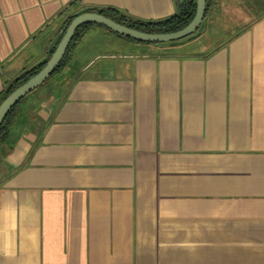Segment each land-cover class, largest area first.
Segmentation results:
<instances>
[{
	"label": "crops",
	"instance_id": "crops-1",
	"mask_svg": "<svg viewBox=\"0 0 264 264\" xmlns=\"http://www.w3.org/2000/svg\"><path fill=\"white\" fill-rule=\"evenodd\" d=\"M88 7L180 4L0 0V99ZM83 32L62 91L0 143V264H264V15L208 53Z\"/></svg>",
	"mask_w": 264,
	"mask_h": 264
},
{
	"label": "rangeland",
	"instance_id": "rangeland-1",
	"mask_svg": "<svg viewBox=\"0 0 264 264\" xmlns=\"http://www.w3.org/2000/svg\"><path fill=\"white\" fill-rule=\"evenodd\" d=\"M229 4L223 0H209L208 12L200 26L198 35L191 38H184L179 41L181 45H187L183 50L174 49L170 54L179 55L180 53L192 52H212L227 42H230L241 33L251 22L256 21L264 15V0H228ZM89 39L90 37L87 36ZM190 37V36H189ZM89 41V40H86ZM176 45L179 47L180 45ZM166 48L168 44H163ZM168 45V46H167ZM163 46V47H164ZM175 47V48H177ZM123 53H127L123 51ZM91 59L81 52L73 59L72 73H75L85 63ZM71 76V74L69 75ZM62 77L60 73L53 75L46 83L29 93L20 108L37 111L42 103L48 101L51 95H56L62 91Z\"/></svg>",
	"mask_w": 264,
	"mask_h": 264
},
{
	"label": "water",
	"instance_id": "water-1",
	"mask_svg": "<svg viewBox=\"0 0 264 264\" xmlns=\"http://www.w3.org/2000/svg\"><path fill=\"white\" fill-rule=\"evenodd\" d=\"M185 1L186 0H178L179 4H183ZM196 4V14L192 22L183 30L168 34H148L130 29L102 15L90 12L87 9L75 13L74 19L68 28L61 31L50 43L48 52L51 53L53 51V54L47 65L35 77L16 89L0 105V127L12 108H14L33 90L43 85L51 77V75L54 74L66 55V52L73 41L76 30L80 26L88 24L100 25L117 35L142 43H169L180 41L196 33L205 18L207 0H196Z\"/></svg>",
	"mask_w": 264,
	"mask_h": 264
},
{
	"label": "trees",
	"instance_id": "trees-1",
	"mask_svg": "<svg viewBox=\"0 0 264 264\" xmlns=\"http://www.w3.org/2000/svg\"><path fill=\"white\" fill-rule=\"evenodd\" d=\"M208 6H209V0H207V9H206V14L208 12ZM196 0H186L183 4H180L179 11L168 18L160 19V20H143V19H138L135 17H132L126 12L120 11L118 9L114 8H104V7H88V11L97 13L99 15H102L106 18H109L116 23H119L125 27H128L130 29H134L137 31H141L144 33L148 34H168V33H175L178 31L183 30L186 28L194 19L195 14H196ZM206 16V15H205ZM74 16H71L68 21L66 22V25L63 30H66L68 26L71 24L73 21ZM93 24H88V25H82L80 26L75 34L72 43L70 44L66 55L64 56L62 62L56 69L53 75L60 73L62 69L64 68L69 51L73 43L78 40L80 37L83 35V31L87 29L89 26ZM200 29V28H199ZM191 35L188 38L194 37L198 35V31ZM241 33H239L236 37H238ZM129 39V38H127ZM131 41H134L132 39H129ZM137 42V41H135ZM142 43V42H139ZM143 44H148V45H156V46H164L163 44H168L169 46H176L179 44V41H174V42H169V43H143ZM167 45V46H168ZM53 54V51L49 54L48 58L37 65L36 67L25 71L23 74H21L19 77H17L15 80H13L10 83H7L5 85V89L2 93L1 99H0V105L2 104L3 101H5L16 89L27 83L30 79L35 77L48 63L50 60L51 56ZM51 75V77L53 76ZM50 77V78H51ZM27 97V96H26ZM26 97H24L12 110L8 113L5 121L3 122L2 126L0 127V143L4 142L7 140L8 137V126L13 117L16 116L17 110L22 102L25 101Z\"/></svg>",
	"mask_w": 264,
	"mask_h": 264
}]
</instances>
